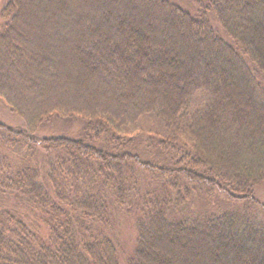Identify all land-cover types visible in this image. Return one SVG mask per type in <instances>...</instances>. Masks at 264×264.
Returning a JSON list of instances; mask_svg holds the SVG:
<instances>
[{
	"label": "trees",
	"instance_id": "1",
	"mask_svg": "<svg viewBox=\"0 0 264 264\" xmlns=\"http://www.w3.org/2000/svg\"><path fill=\"white\" fill-rule=\"evenodd\" d=\"M199 5L6 1L0 99L27 128L0 122V264H120L122 212L127 264H264V0ZM70 61L91 99L55 94Z\"/></svg>",
	"mask_w": 264,
	"mask_h": 264
},
{
	"label": "rangeland",
	"instance_id": "2",
	"mask_svg": "<svg viewBox=\"0 0 264 264\" xmlns=\"http://www.w3.org/2000/svg\"><path fill=\"white\" fill-rule=\"evenodd\" d=\"M7 0H0V30L2 29L4 23H3V10L5 8ZM179 5L188 11H195V13L201 8L199 3H206L210 0H175ZM219 29H221L219 27ZM222 30V29H221ZM36 33V30L30 31L29 34ZM43 38H47L51 34H40ZM225 36V35H224ZM60 41H64L65 38L62 37L59 39ZM59 41H54L52 43L53 45H56ZM44 44V43H43ZM60 59V58H59ZM69 69H71L69 75L70 77H60L61 79L58 80L56 85L54 84V91L56 95H62L64 97H68L67 99H91L88 97L89 95L97 93L96 89H98V85L94 84H88L85 81L83 82V77L80 76V72H74L73 70H77L75 65L70 61L69 63ZM73 69V70H72ZM63 83V84H62ZM65 83H80V87L82 89H75L68 88L65 86ZM91 85V86H90ZM40 90V89H39ZM42 91V89H41ZM37 103V100H34ZM39 101V100H38ZM86 101V100H85ZM0 122L12 127V128H27L26 123L23 119L13 114L6 106V104L3 102V100L0 99ZM46 126V125H45ZM53 128H45L41 126V128L38 129V135L39 136H52V135H58L61 133H64L69 136H79L82 135L86 129V122L81 118H71V119H64L58 124H52L49 125ZM256 197L264 204V187L257 188L256 189ZM223 202L230 203L232 206L225 209H231L234 206L240 205L238 200H234L233 202L227 199L226 197L223 198ZM260 210L258 211V213ZM261 217V215H259ZM113 229V235L112 239L114 241V244L118 251V258L120 264H127L128 259L132 255V253L135 251L137 247V232L135 229L134 221L130 215H128L125 212H122L118 216V220L116 222V227H112Z\"/></svg>",
	"mask_w": 264,
	"mask_h": 264
}]
</instances>
